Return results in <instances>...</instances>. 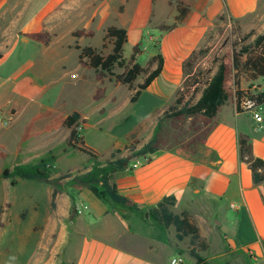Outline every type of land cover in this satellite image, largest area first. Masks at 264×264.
Instances as JSON below:
<instances>
[{"label":"rangeland","instance_id":"obj_1","mask_svg":"<svg viewBox=\"0 0 264 264\" xmlns=\"http://www.w3.org/2000/svg\"><path fill=\"white\" fill-rule=\"evenodd\" d=\"M52 1L48 12L49 0H0V104L10 96L2 95L17 79L26 78L29 88L36 89L34 108L0 127V175L3 169L34 163L48 153L56 158V178L88 168L89 157L65 144L68 131L63 121L72 112H78L83 121L76 127L79 137L106 160L115 148L129 146L128 131L138 139L152 133L157 119L176 98L196 100L195 83L200 81L197 87H201L212 76L224 51L252 42L264 30L244 31L225 12L202 22L203 16L192 13L194 0ZM111 27L129 32L122 52L125 61L134 47L135 60L143 67L154 55L164 59L160 75L133 103V90L90 68L87 58H78L84 48L108 55L112 41L106 32ZM41 31L49 35L46 46L23 37ZM250 31L253 35L242 42ZM41 62L44 68L39 67ZM28 64L32 67L27 69ZM114 73L122 74L123 68ZM142 81L139 77L134 88ZM258 83L264 91V78L241 79L240 86L248 90ZM231 107L223 106L217 119H224ZM237 124L248 130L252 121L246 118ZM49 187L53 189L48 181L23 179L11 186L0 178V264H18L30 255L29 237L37 236L43 225ZM32 203L37 204L36 213Z\"/></svg>","mask_w":264,"mask_h":264},{"label":"crops","instance_id":"obj_2","mask_svg":"<svg viewBox=\"0 0 264 264\" xmlns=\"http://www.w3.org/2000/svg\"><path fill=\"white\" fill-rule=\"evenodd\" d=\"M53 5L49 0L48 12ZM225 9L244 31L264 29V0H194L192 5V13L203 16L202 22L216 19ZM43 64L39 67L44 68ZM25 80L17 79L2 95L10 94L0 104L1 119L19 120L34 108L36 89L29 88ZM256 87L264 92L260 83ZM246 118L252 121L248 130L237 124ZM215 120L216 127L202 145L195 146V153L181 148L159 151L115 177L120 193L136 203L134 209L70 186H61L52 199V184L43 225L37 236H28L30 255L18 264H170L177 257L183 264H264V183H253L238 148V135L244 134L250 139L253 156L264 161L263 126L250 113H236L233 107L224 119L216 115ZM151 135L136 139L141 145ZM167 196L175 199L169 207L173 214L185 211L195 221L206 245L204 250L195 247L200 262L190 255V235L178 240L173 225L164 227L150 216L149 210ZM33 204L36 213L37 204Z\"/></svg>","mask_w":264,"mask_h":264},{"label":"trees","instance_id":"obj_3","mask_svg":"<svg viewBox=\"0 0 264 264\" xmlns=\"http://www.w3.org/2000/svg\"><path fill=\"white\" fill-rule=\"evenodd\" d=\"M78 35L79 33L75 36ZM251 35H253L252 31L244 37L242 42ZM23 37L43 46H46L50 40L49 35L42 31L25 33ZM106 38L112 41V49L108 55L103 57L91 48H84L80 51L78 58L79 60L87 58L90 68L100 74L114 77L118 83L133 90L134 93L130 97V102L133 103L160 75L164 59L160 54L154 55L143 67L135 60L137 48L134 47L133 53L125 61L122 52L123 46L127 43L126 31L111 27L106 32ZM117 68H123V73L115 75L114 70ZM139 77L143 78V81L134 88V82ZM262 78H264V30L250 43L227 48L218 58L212 76L207 78L201 87H197L200 81L195 83L197 86L194 85V92H199L198 98L194 101L192 97L186 101L176 98L157 119L152 135L146 143L140 145V141L135 138L133 132L126 139L129 146L123 150H112L108 159L103 161L102 155L85 145L79 137L76 127L83 121L79 113L72 112L63 122L64 127L69 131L65 144L68 148L89 157V168L86 171L56 178L57 170L54 167L56 158L48 153L34 163L17 164L12 169H3L0 178L9 180L11 186L15 185L17 179L48 181L54 186L52 199H55L61 186L88 189L99 200L108 199L119 206L134 209L136 203L120 193L115 177L126 171L133 161L159 151H173L181 148L189 153H195V146L202 145L216 127L215 117L222 106L232 104L236 113H242L244 110L240 108V102L244 97L252 100L255 105H264V92L258 91L257 87L244 90L240 86L241 79L256 82ZM238 148L240 160L250 169L253 183L255 185L264 183V161L253 156L252 144L248 136L238 135ZM65 178L67 180H64ZM174 202L175 199L172 196L163 197L155 207L149 210V214L164 227L173 225L177 231L178 240L190 235V244L193 247L190 255L200 262L201 258L195 252V247L204 250L206 245L200 238L198 228L190 214L185 211L173 214L169 210ZM70 214L72 216L73 208Z\"/></svg>","mask_w":264,"mask_h":264},{"label":"built area","instance_id":"obj_4","mask_svg":"<svg viewBox=\"0 0 264 264\" xmlns=\"http://www.w3.org/2000/svg\"><path fill=\"white\" fill-rule=\"evenodd\" d=\"M262 106L263 105H255L254 102L248 99L247 97H244L240 102V108L245 112L250 113L256 124L258 126H263V130H264V112L262 111ZM10 121L11 118L9 119L0 118V127L7 126L10 123ZM142 159H137L133 161V163L128 167L127 170H132L139 167L143 162ZM170 264H183V259L180 257L171 259Z\"/></svg>","mask_w":264,"mask_h":264}]
</instances>
